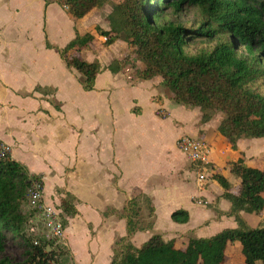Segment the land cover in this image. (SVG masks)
Returning <instances> with one entry per match:
<instances>
[{
    "label": "trees",
    "instance_id": "obj_1",
    "mask_svg": "<svg viewBox=\"0 0 264 264\" xmlns=\"http://www.w3.org/2000/svg\"><path fill=\"white\" fill-rule=\"evenodd\" d=\"M106 1L61 3L74 19H79ZM187 6L200 10L197 25L162 20L164 10L179 15ZM106 19L109 28H97L98 33L105 37V45L123 35L132 55L142 63L140 78L160 76L174 101L199 107L201 123L208 122L218 110L225 114L214 130L224 143L236 149L240 138H264V0H118ZM92 38L75 29V36L63 47L45 41L47 48L56 49L68 68L81 75L84 91L94 89L101 65L74 52L87 47ZM195 40L216 42L209 50L188 52ZM107 68L118 72L119 61H112ZM36 90L44 92L39 87ZM226 163L239 180L235 193L224 172H212L211 177L230 201L229 213L236 227L206 238L189 237L178 246L172 239L165 241L159 233L151 234L139 247L122 236L115 241L110 264H224L230 258L227 248L233 244L239 245L245 264H264V225L251 227L238 214L245 211L259 215L264 209V168L248 165L240 158ZM33 180L42 182L40 175L28 174L25 165L10 153L0 158V254L9 233L19 235L28 247L24 260L10 261L1 256L0 264H57L55 253L45 250L49 239L34 244L24 232L22 203ZM74 201V195L66 192L60 202L69 217L77 213ZM142 210L146 211L144 215ZM112 214L125 219L127 236L153 226L154 207L144 193L130 197L121 212L112 208L103 212L104 216ZM170 217L176 223H185L189 214L176 209ZM63 223L66 226V221Z\"/></svg>",
    "mask_w": 264,
    "mask_h": 264
},
{
    "label": "rangeland",
    "instance_id": "obj_2",
    "mask_svg": "<svg viewBox=\"0 0 264 264\" xmlns=\"http://www.w3.org/2000/svg\"><path fill=\"white\" fill-rule=\"evenodd\" d=\"M56 1L66 10L61 3L62 0ZM109 1L112 2V5H115L118 0ZM5 6L6 4L0 0V26L1 20L4 18L2 13ZM33 7L36 9L35 5ZM35 9L34 19L17 20L18 26L21 27L20 30H17V34H14V31L9 25L6 26V30L0 32L2 34V37L0 36V74L9 82L16 81V84L25 85L37 79L38 75L45 74L49 69L55 71V77L60 80L62 101L57 99L59 93L56 88L54 91L44 90L45 94L38 96L47 98V101L52 107L60 109L61 111L63 102L64 113L66 115L65 121L61 118H52L53 121L58 120L60 123H75L76 126L82 128L80 145L83 150L82 156L84 160L81 161V185L79 188L87 189L91 186L93 190H96L95 192L102 195V198L96 197V205L97 207H102L107 204L112 194L107 170H110L114 162L124 164L129 174L127 176V183L124 186L130 187V185H133V182L142 184L155 197L158 215L156 225L159 231H168L164 232L166 237L170 236L171 229L182 228L171 225L170 222L172 220L165 216L164 211L170 206L172 208L177 206L183 208L185 206L188 207L192 215V224L198 223L210 216L211 211L206 208H210L216 213L217 203L214 195L218 193V185L210 182L211 175H208L207 181L201 184L204 187H208L206 189L204 187L199 188L189 168H186L189 171L186 178H182L180 175L182 171L179 170L177 172V170L184 166L189 167V161L185 156L179 154L175 140L180 135L179 133L202 138L203 132L215 130V127L225 114L218 110L214 113L210 121L202 124L200 122L201 112L199 107L177 103L170 98L172 95L171 91L163 86L161 82H159V88L152 97V100L158 104L154 108L151 105L152 102L148 99V90H143L145 88L139 85L126 86L123 85L122 80L102 76L99 79L97 88L105 86L112 89V91L108 89L109 92L111 91L110 101L114 109L112 118L110 115L111 112L108 113L109 106L111 108L110 101L107 103L105 94L101 95L97 90L88 91L89 93H98L95 95L85 94V91V93L81 92L83 91L80 89L81 84L79 80L82 78L81 75L75 72L78 79L73 77L72 74L66 75L64 70L60 68V65H55L54 60L49 57L44 49L42 30L39 28V24L36 23L38 14L37 9ZM45 15L46 32L49 39L58 46L62 45L66 37L68 38L70 35L71 19H68L67 14L63 13L62 9L56 5L48 7ZM201 16L200 10L197 7L187 6L179 15H175L170 9L164 10L162 20H175L186 25H197ZM90 19L86 22L89 25H86L88 26V31L83 34H90L93 38L90 42L89 49L82 52L83 59L91 61L95 58L94 55H97L100 63H110L113 59L111 58L113 56L111 51L115 54H117V51L118 53L122 52L125 57L122 63L126 67L131 68H127L124 75H119V77L128 76L127 74L132 75L136 66L142 65V63L132 55L130 52L131 46L127 45L123 35H120L117 42L110 48L105 45L104 42L106 39H104V36L100 35L97 31V28L105 30L101 27V25L105 24L106 20L104 11L100 12L99 10V13ZM26 37L28 38L26 39ZM215 42L216 40H195L189 45L187 50L191 53L206 51ZM103 43L106 47L102 48L101 46H104ZM127 46L128 51L126 52L124 47ZM6 48L7 51L5 50ZM132 68L133 71L131 70ZM107 72L109 71L107 70ZM23 76L26 78H23ZM153 78L159 81L161 80L160 76H154ZM1 85L4 89L9 90L7 84L1 82ZM3 88L0 87V101L4 103L0 105V135H4L5 137L13 135L15 137L14 150L17 160H20L19 158L21 157L33 158L34 152L27 151L28 145H26V141L32 145L29 142L35 143L41 138V145L45 147L50 142L49 135H52L50 133L51 131L49 132V130L44 129L40 124L37 126L38 130H33L34 125H30L28 118L22 117V106L29 107L32 103L23 102L21 104L17 96L15 97L12 92L4 91ZM32 92L30 90L23 91L22 94L23 96H31ZM163 95L169 97L171 100L168 102L171 112L160 104ZM132 96H136L139 104L142 106V114L137 119L132 118V112L128 111ZM94 97H96V100H94ZM9 101L13 106L7 104ZM131 110L135 111L137 116L140 113L136 105H132ZM154 115L160 118V120L156 119ZM169 116L170 118H168ZM159 124L160 127L156 128V125ZM72 132L70 135L72 137L76 136L74 128ZM68 133L67 129H61L57 132L60 140L64 141L68 138ZM176 134L179 135L173 141V137ZM17 136L25 138L26 146L18 143ZM163 147H166L164 151L170 148L169 152L166 153L167 156L163 154ZM29 149L31 150V146ZM248 153L247 163H258L259 167L264 168V162L261 163L259 161H264V143L253 146L251 150H248ZM68 158L69 154L64 153L59 158V161L65 162ZM35 163L38 165L39 161L36 160ZM53 163L55 164L54 169H56L58 167L57 160ZM70 171L71 169L67 168L65 175L67 176ZM47 177L48 180L45 183V199L48 202L60 204L65 195V191L69 190L68 184L66 182L65 187L61 184L60 186L63 187L59 188L57 182L60 181V178H58L56 173L48 175ZM229 182L231 186L236 185L234 177L230 176ZM54 183L57 184L54 185ZM95 184L97 185V189L94 187ZM200 190L205 192L207 199L195 196ZM131 191L129 192L131 193ZM135 193L137 194V191ZM56 197L59 200L56 201ZM210 198L213 199L209 201L208 199ZM199 200L203 204V206L198 204L201 207L196 205V202ZM76 208L78 212L75 216L69 217L64 214L66 226L62 236L47 241L44 233H42L44 229L39 214L27 205L25 199L22 203V211L25 216L24 232L26 236L30 238L32 243L35 241L42 242V240L47 241L45 250H52L55 253V261L57 264H110L112 256L111 249L114 247L115 241L125 233V228L123 230L120 224L112 227L108 223L110 221H106L104 216H102L101 211L87 208V204L81 205V212L78 207ZM145 212V210H142L143 215ZM144 220L147 221L148 218ZM245 222L251 227L264 225V213H260L259 215L252 213ZM213 223L214 228L220 226L226 227L227 225L224 221H214ZM178 230L176 233L177 238L187 237L186 234L180 232L183 229ZM151 232H155L154 228L149 232H144L138 239L141 241L144 238L146 239ZM138 239L134 241L136 245H138ZM27 251L28 247L25 241L19 235L13 236L9 233L5 240V250L0 254V257L4 256L10 261H22L25 259ZM229 254L230 258L224 264H245L243 255L234 244L230 245Z\"/></svg>",
    "mask_w": 264,
    "mask_h": 264
},
{
    "label": "crops",
    "instance_id": "obj_3",
    "mask_svg": "<svg viewBox=\"0 0 264 264\" xmlns=\"http://www.w3.org/2000/svg\"><path fill=\"white\" fill-rule=\"evenodd\" d=\"M1 1L4 2L6 4V6H5L3 13H2L4 18L1 20L2 22H1V26H0V32H2V30H6L7 29L6 26L9 25L10 28H12V30L14 31V34L15 33L17 34V30H20V28H21L18 26L17 20H25V19L26 20L27 19L32 20V19H34V9L35 8L33 7V5H35L36 9H37V14H38V18L36 20V23L39 24V28H41L42 33H43V42H44L45 51L48 53L49 57L54 60L55 65H60V68L64 70L66 75L72 74L73 77H75L76 79H78L76 74H75L76 71L72 68L67 67L65 61L60 58V56H59V54L55 48H47L45 45V41L47 40L54 47H63L64 45H66V43L68 41H70L75 36V29L80 34L85 33L86 31H88L87 28L89 26L88 23H86V22L91 20L90 18L97 15L99 13V10H100V12L104 11L105 17L107 18V14L111 11V9L114 6V5H112V2L107 0L101 7L93 8L91 11H89L82 18L74 19L65 9L62 8L60 3L56 0H19V2H18V0H1ZM51 5H56L57 7H60L62 9V12L67 14V16L69 17L68 19H71V21H70V26H71L70 35L68 36V38L66 37L65 42L60 46L51 42V40L49 39L47 32H46L45 11ZM86 19H88V20H86ZM4 23H8V24H4ZM94 23H96V22H94ZM86 25H88V26H86ZM101 27H103L105 30L109 28L107 19L105 20V24L101 25ZM19 32H21V31H19ZM0 36L2 37L1 33H0ZM26 36H27V34H26ZM27 38L28 37H26V39ZM117 39L113 43H111L110 45H107V46L112 48L113 44L115 42H117ZM90 45L91 44H88V46H87L88 48L83 47L82 49H80V51L74 52V53H76L82 57V52H84L85 50H88ZM101 47L103 48L106 46H101ZM110 48H109V50H110ZM124 48L126 49V47H124ZM5 50L7 51V48ZM16 50H17V48H16ZM5 54H7V53H5ZM111 54H113V56L111 57V58H113L112 61L113 60L119 61L120 69L116 73L111 72L107 68L108 64H110L111 62L110 63H108V62L100 63L97 55H94L95 58L91 60V61L97 60L101 65V70L95 77L93 90H97L98 92H100L99 94H101V95L105 94L107 97V103H108L110 101V95H111L112 89L110 87H105V86L97 88L99 79L102 76H105L107 78L111 77V79H115V80H122L123 85H126V86L139 85V86L145 88L143 90H148V92H149L148 93V99L152 102L151 105L155 108L156 105H158V104L152 100V97L154 96L157 89L159 88L158 84H160L159 82H161V80L160 81L156 80V78H153V77L150 79L140 78L138 76V73L142 69V65H137L136 69H134V73L132 75L127 74L128 76L119 77V75H124L127 68H131V67H126L122 63V60L125 58L124 53H122V52L118 53V51H117V54H115L114 52L111 51ZM64 66H65V68H64ZM107 70L109 72H107ZM131 70L133 71V68ZM76 73H78V72H76ZM54 74H55V71L53 69H49L45 72V74L38 75L37 79L32 80V82L26 83L25 85L16 84V81L9 82L8 80L4 79L2 74H0V87L3 88L1 85V82H3L5 84H7L8 88H9V90L3 88L4 91L12 92L15 95V97L17 96V98L20 99L21 104H23V102L32 103L29 107H23L22 106V110H23L22 117L28 118L30 125H34L33 130H38L37 126H39V124H40L44 129L49 130V132L51 131L50 133L52 135H49L50 136V142L45 147H43L41 145V140H42L41 138H39L38 141L35 143L29 142V143H32V145L28 144V141H26V145H28L27 151L34 152V155H33V158H22L21 157V158H19L20 160H17L15 158V150H14L15 137L13 135H9L7 137H5L4 135H0V141L3 143H6L9 146V149H10L9 152H10L11 157L14 158L16 161H19L22 164H24L27 171H28V174L40 175V178L43 182L42 194H43L44 203L51 204V202H48L45 199V183L48 180L47 176L52 175L54 173H56L58 178H60V181L57 182L58 184L54 183V185L57 184L58 187L61 188L63 186L65 187L66 182H67L69 190H66L65 193L70 192L72 195H74V197H75L74 205H76L75 208L78 207L80 212H81L80 208H81L82 204H87V208L89 207V208L94 209L96 211H101L102 216H104L103 212L108 208L115 209L116 212H121L125 202L130 197L137 195L139 193H144L145 195H147L150 198L151 203L154 207L153 226L151 229L145 230V231H137L133 235L127 236L126 235V221L124 218H120L116 214L104 216L106 221L107 220L110 221L108 223L110 225H112V227H115L118 224H120L122 226L121 228L123 230L125 228V233L122 236H126L127 239L129 241H131V243H133V245H135L136 247H139L151 234H153V232H151L149 234V236L146 239L144 238V240H142V241L138 239L139 236L144 234V232H146V231L149 232L150 230H153V228L155 230L154 233H159L165 241L172 239L174 241L175 246L176 245L178 246V244L181 245L182 243L187 241V239L189 237L206 238V237H210V236L218 233L219 231H221L225 228H234L237 226V222L235 221L234 216L230 215V213H229L230 212V206H231L230 201L222 195L223 189L211 177L210 182L216 183L219 187L218 193L216 195H214V197L216 199V203H217V206H216L217 211L215 213V211H213L210 208H206V207H204V208L209 209V211H211L210 216H212V215H214V216H212L211 219H209V217H210L209 216L208 218H206V219H204L198 223L192 224V215H191L190 209L188 207L185 206L186 208L185 207L183 208V207L177 206V207L172 208L170 206L166 211H164V214L167 218L169 217L171 219V217H170L171 213L176 209H184L188 212L189 219L187 222H185V223H176L174 221L170 222L171 225H173L174 227H182V228H178V229H183L180 232L183 234H186L187 237L177 238L178 236L176 235V233L179 231L177 228L171 229L170 230V232H171L170 236L166 237L164 235V232H168V231H159L157 228V225H156L158 215H157V207H156L155 197L150 192H148L144 188V185H142V184H138L136 182H133V185H130V187H125L124 184L127 183V179H128L127 176L129 174L126 171L124 164H118L116 162L113 163V166L110 167V170L109 169L107 170L108 171V180L110 182L109 186H110V189L112 190L111 197L108 199L107 204L103 205L102 207H97L96 197L98 196V197L102 198V195H99L98 192H95L96 190H93L91 188V186H89L87 189L79 188V186L81 185L80 184L81 161L84 160V157L82 156L83 150H82V147L80 145L81 136H82V134H81L82 128L79 126H76L75 123L74 124L73 123L72 124L67 123V122L60 123L58 120L53 121L52 118L53 119L61 118L63 120L66 118V115L64 113L65 110L63 107V102H62V107H61L62 111L60 109H57V108L55 109L47 101V98L38 96L40 94H45V92L40 91V90H36V87H39L40 89H44V90H53V91L56 88L58 90L57 92L59 93L57 96V99L62 101L61 100L62 99L61 90H60V80L58 78H56ZM23 78H26V77L23 76ZM27 79H29V78H27ZM124 80H126V81H124ZM120 83L122 84L121 81H120ZM80 89H82V86ZM108 89H111V91L109 92ZM29 90L33 91L32 95L31 96L30 95L23 96L22 92L23 91H29ZM89 91H92V90H89ZM81 92H83V93L86 92L85 94H93V95L98 94L95 92H91V93H89L88 91L84 92V90ZM29 94H30V92H29ZM94 98H95L94 100H96V97H94ZM170 98L172 99V95ZM169 100H170L169 97H165V95H163L162 101L160 104H161V106L166 107L169 110V112H171V108L168 106ZM2 103L3 102L0 101V105ZM170 103H172V102H170ZM7 104L9 106H13L10 103V101L7 102ZM110 105H111V108L109 106L108 113L111 112L110 115L113 118L114 109L112 108L111 101H110ZM132 105H136L138 107L139 112H140L138 116L136 115L135 111L131 110ZM107 106H108V104H107ZM154 108H153V110H154ZM128 111L132 112V114H131L132 118H135V119L140 118V116L142 114V106L139 104L138 98L136 96L131 97V103L128 106ZM155 118L160 120V118H158L156 116H155ZM168 118H170V116ZM159 127H160V124L156 125V128H159ZM73 128L76 131V136H74V137H72L70 135V133H73L72 132ZM61 129L62 130L67 129L69 132L68 133L69 136L65 141L60 140L59 135L57 134L58 130H61ZM80 129H81V131H80ZM213 131L203 132L202 138H201V139L206 140L211 147V153H210L211 163L209 165H206L207 170H208V172H206L207 177L203 181L198 180L197 172H196V165L194 163H192L178 148H177V150L179 151V154L185 156L188 159L189 167L184 166V167L178 168L177 172H179V170H181L182 174H180V175L182 176L183 179H185L189 173V171H187L186 168H189V170H190V172H192L191 174H193L194 180H195V182L199 188L204 187L201 184L207 181L208 175L210 176L212 172H224L229 181H230V176L234 177V181H236V185L234 184L231 186V191L235 193L237 190V185L239 183L238 182L239 180L229 171V166L226 162L228 160H234L235 161L238 158H240L244 163H246L248 165H258V163H254V162H253V164L247 163L248 157H249L248 150H251V148L253 146L263 144L264 139H262V138H240V139H238V141L236 143L237 148L232 149L230 147V145H228L227 143H224L222 141V139L219 136H217L215 134V132H213ZM179 134H176L173 137V141L177 137V135H179L178 137H180L182 135H186L184 133L183 134L179 133ZM194 137H197V136H194ZM16 139H17L18 143L26 146L24 137L22 138L21 136H17ZM175 144H176V142H175ZM30 146H31V150L29 149ZM33 148H34V150H33ZM165 149H166V147H163V149H162L164 155H166V153L169 152L170 148H169V150L167 149V151H164ZM64 153H68L69 158L65 162H60L59 158H61ZM259 159H262V158H259ZM36 160L39 161L38 165H36V163H35ZM50 160H52V161H50ZM56 160L58 163V167H56V169H54L55 164L53 162ZM259 161L261 163L264 162L261 160H259ZM67 168H70L71 171L66 176L65 171ZM112 178H114L115 181L112 180ZM61 184H63V186H60ZM96 186L97 185L95 184L94 185L95 189H97ZM53 187H52V189H53ZM207 187H204V188L206 189ZM130 190H132L131 193L129 192ZM135 190L137 191V194L135 193L136 192ZM52 193H53V191H52ZM51 196H52V194H51ZM195 196L207 199L205 192L203 190H200V192H197L195 194ZM213 198H210L208 200L210 201ZM57 200H59V199L56 197V201ZM53 203H55V202H53ZM198 204L203 206L202 202L201 203L196 202V205L200 206ZM77 212H78V210H77ZM262 213H264V209L261 211V214ZM238 214L244 221L249 219V217L252 215V213H248L245 211H240ZM214 221H224L225 224H227V225H226V227L220 226V227L214 228L213 227ZM122 236H120V237H122ZM136 239H138V245H136L134 243V241ZM229 247H230V245L227 248L228 253H229ZM235 247H238V249H239L238 244H235ZM111 252H112V249H111Z\"/></svg>",
    "mask_w": 264,
    "mask_h": 264
},
{
    "label": "built area",
    "instance_id": "obj_4",
    "mask_svg": "<svg viewBox=\"0 0 264 264\" xmlns=\"http://www.w3.org/2000/svg\"><path fill=\"white\" fill-rule=\"evenodd\" d=\"M66 8V6L64 5ZM105 39V37H104ZM177 148L196 165L198 180L203 181L208 172L206 165L211 163V147L209 143L201 138L190 135H182L176 140ZM9 146L0 141V158H5L10 152ZM43 183L33 180L26 192L27 205L35 210L40 216L46 239H57L62 236L65 226L63 220L65 215L59 203L46 204L43 201ZM201 203L202 201H197ZM38 242H34L37 244Z\"/></svg>",
    "mask_w": 264,
    "mask_h": 264
}]
</instances>
